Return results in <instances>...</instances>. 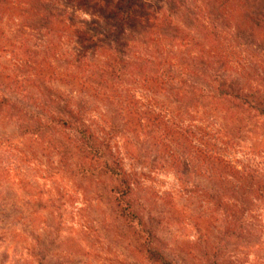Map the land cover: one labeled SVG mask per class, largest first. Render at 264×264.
Here are the masks:
<instances>
[{
  "label": "rangeland",
  "instance_id": "obj_1",
  "mask_svg": "<svg viewBox=\"0 0 264 264\" xmlns=\"http://www.w3.org/2000/svg\"><path fill=\"white\" fill-rule=\"evenodd\" d=\"M83 1L108 10L120 0H7L0 10V26L15 47L37 53L33 60L45 58L84 77H89L87 70H95L90 81L113 96L114 104L98 103L103 114L98 110L86 116L107 130L114 124L111 145L118 148L133 179L134 209L151 230V236H144L152 242L140 239L141 229L131 228L105 200L115 182L97 171L92 177L79 174L78 165L86 159L69 133L47 126L50 113L73 107L77 98L61 88L63 100L49 102L50 97L48 103L35 100L34 105L0 87V96L23 111L0 120V264H156L147 245L171 264H264V196L254 192L236 200L230 192L222 195L224 187L215 183L210 166L196 155L169 140L161 145L160 131L150 123L136 132L125 125L123 101L116 94L119 88L127 90L180 129L194 132L190 141L180 143L187 149L191 143L195 148L209 143L206 149L218 147L237 167L264 174V113L253 108L255 102L244 105L225 95L230 88L243 94L252 90L249 101L258 92L264 95V70L259 69L264 45L240 27L263 19L264 0H228L226 8L222 0H146L161 7L159 20L132 26L124 36L129 46L122 57L131 65L150 57L165 68L166 58L173 61L176 51L184 52L174 76L164 71V77L176 80L159 96H146L129 77L120 81L102 76V65L113 59L115 44L104 36L109 25L106 10H88ZM190 41L192 47L187 48L184 43ZM85 48L88 54L78 61L77 54ZM7 55L0 51V63L12 74H33V64L11 67ZM247 55L256 65L248 64L250 74L238 67L237 56ZM219 83L224 84V94ZM82 98L93 100L89 94ZM216 107L223 109L222 116L204 119L201 113ZM38 120V131L23 134L21 125Z\"/></svg>",
  "mask_w": 264,
  "mask_h": 264
},
{
  "label": "trees",
  "instance_id": "obj_2",
  "mask_svg": "<svg viewBox=\"0 0 264 264\" xmlns=\"http://www.w3.org/2000/svg\"><path fill=\"white\" fill-rule=\"evenodd\" d=\"M6 1L7 0H0V10ZM227 1L228 0H222L221 7L226 8ZM108 3L109 1H106L107 5ZM82 7L88 10H90L89 8H100L104 9L103 12L106 10L103 14L106 16L109 25L106 26L104 36L111 39L115 46L113 49L114 54L112 55L113 59L111 60L109 57L110 63L108 61V63L102 65V76L104 78L116 76L120 81H125L124 78L129 77L127 80L132 83L138 82V85L141 86L142 92H145L146 96L147 94L159 96L161 93L168 92L169 86L173 85V81L176 79L171 76L169 78L164 77L163 73L168 70L167 72L174 76L173 71H175L174 69L177 70V66L179 65L178 62H180L182 58L181 54H184L182 50L174 51L176 53V60L169 61V59L166 58L167 61L164 62L166 65L165 68L161 61L157 62L150 57H146L145 59L138 58L134 65H131V62L122 57L126 54V50L129 46L126 45L127 43L124 41L125 34L131 31L130 28L132 26L134 27L137 24L143 25L152 20H154V22L159 20L160 11H162L161 7H155L146 0H120L114 9L108 8V10L105 7L99 6V4L91 5L90 1H83ZM19 8L20 7H17V10H20ZM107 13L109 14L107 15ZM251 21H253V24L251 23L252 25L248 26L247 24L246 26V23H244L240 27H245V33L252 37L259 38L264 45V16L263 19H251ZM5 38V30L0 26V51L8 52L7 56L9 57L7 58V62L9 65H11V67H22L24 65L33 64L31 66L32 68L30 67L33 74L24 77L17 76L10 72L9 66L0 63V87L12 95L22 96L24 99H28V101L33 104L34 102L36 103L35 100L48 103L46 99L50 97L53 98L49 102L63 100L64 96L62 95L63 91L61 88L65 89L69 94L74 95L78 102H76L73 107L67 106L68 108L61 113H50L47 126L55 130L69 133V136L76 146L75 148H78L84 159H86V161H81V164L78 165L79 174L92 177L96 175L94 171H97L98 176L103 175L111 178L115 182L114 186L108 193L106 192L104 194V197H106L105 200H107L110 208L116 211L121 219L129 222L131 228L132 225L140 228L141 231L138 230V233H143L142 236H144L145 233L151 236V230L146 229L143 218L140 217L134 209L133 179L124 168L123 158L120 157L118 148H116V151L111 145L112 131L115 129L114 124L112 126L108 125L107 130L104 125H100L95 119L86 116V113H92L98 110L101 112V110H103L102 107L99 108L100 105H98V103H101L102 106L114 104L113 96L107 94L104 90H99V88L90 81L95 75V70H87L89 78L62 70L45 58L33 60V57H35L37 53L32 52L29 47H27V50H23L24 47H15V43L11 42L9 38ZM192 42L184 43V45L186 47H192V43L195 50L199 48V44L195 43V39L192 40ZM94 43L95 39L90 40V45ZM180 45H183V43ZM87 54V49L85 48L77 54L76 58L78 61H81ZM237 58L240 64L238 67H242L245 73H251L252 69L251 67L249 68L251 65L256 68L255 61L250 55H247L246 59L239 56H237ZM260 65L259 69L262 70L263 73L264 64ZM86 67H91V65ZM95 69L97 71V68ZM106 71L108 73H105ZM261 82L260 85L264 83V79H262ZM121 89L119 88L116 91L118 98H122L121 101H123V104L121 101H118V104L121 102L120 114L122 115L124 124L133 132L143 129L145 123L154 125L160 131L158 140L160 144L162 143L161 145H166L167 140H169L179 145L188 155H196L197 160L206 164L208 167L210 166L211 171L214 173L213 177L215 183L219 187H224L223 189H225V191L222 190V195L232 193L236 195V200L244 198L243 195L245 194L247 195L254 192L264 196L263 173L251 169L249 166L237 167L234 163L228 161L220 154L221 152L218 147H212L215 151L206 149L205 146L209 145V143H202L204 146L202 148H195L191 143V150L187 149L185 143L180 145V143L186 140L188 142L189 137L193 136L194 132L180 129L171 121L169 116L166 117L165 115L163 116L157 113L152 107H145L134 94ZM224 89V84L219 83L218 90L224 94ZM227 92L228 93L225 95L239 100L241 104H249V106H252L255 102L253 108L258 109L261 114L264 113V95L262 93L260 94V92H258L259 95H256L253 101H249L251 92L253 93L252 90L249 94H243V92L236 91L234 88H230V92ZM83 94H89L93 100L90 102L86 101L82 98ZM86 106L88 109H86ZM20 109L21 107L16 103H12L9 98L0 96V120L7 119L6 117L13 113L22 115L23 111H20ZM167 112L169 114L171 111ZM101 114H103V112H101ZM201 114L204 116V119L212 116H217L216 118L218 119L219 116H222L223 109H218L216 107L211 111ZM30 123L31 125H21L23 134H30L38 131L39 120L38 123ZM183 132L186 133L187 137L183 136ZM252 187H256L257 189L254 190ZM101 197L103 198V193H101ZM217 200L221 203V199L217 197ZM149 236H144L140 239L145 240V243H151L152 241ZM146 251L151 257L153 256L154 263L171 264L161 254H155L148 245Z\"/></svg>",
  "mask_w": 264,
  "mask_h": 264
}]
</instances>
